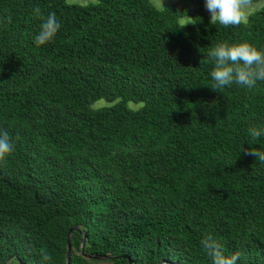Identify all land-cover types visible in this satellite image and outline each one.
I'll return each mask as SVG.
<instances>
[{
	"label": "trees",
	"instance_id": "1",
	"mask_svg": "<svg viewBox=\"0 0 264 264\" xmlns=\"http://www.w3.org/2000/svg\"><path fill=\"white\" fill-rule=\"evenodd\" d=\"M35 7L61 23L42 47ZM209 21L203 0H0V264H66L73 226L68 264H211L206 235L264 264V163L241 152L264 151V81L215 91L207 55L264 51V6Z\"/></svg>",
	"mask_w": 264,
	"mask_h": 264
},
{
	"label": "clouds",
	"instance_id": "2",
	"mask_svg": "<svg viewBox=\"0 0 264 264\" xmlns=\"http://www.w3.org/2000/svg\"><path fill=\"white\" fill-rule=\"evenodd\" d=\"M252 4L253 0H205L204 6L210 13V24L227 28L247 24L248 10ZM33 14L41 21L34 44L42 47L55 39L61 23L55 12H49L45 16L39 7H35ZM7 19L11 22L10 15ZM188 24H196L195 18L186 15L184 26ZM207 55L214 65L210 76L214 81L211 88L215 91L233 84L251 89L258 81H264V51L247 42L231 45L226 42L218 43L209 49ZM248 134L255 141L264 135V129L250 127ZM14 149L15 145L8 131L0 130V162H6ZM241 152L264 163V151L255 147L245 149L241 146ZM200 247L210 258L211 264H237L241 255L239 252L226 255L221 244L211 235H206L200 240ZM50 260V255L42 254L41 264Z\"/></svg>",
	"mask_w": 264,
	"mask_h": 264
},
{
	"label": "rangeland",
	"instance_id": "3",
	"mask_svg": "<svg viewBox=\"0 0 264 264\" xmlns=\"http://www.w3.org/2000/svg\"><path fill=\"white\" fill-rule=\"evenodd\" d=\"M149 1L156 8H162V7L168 6L169 4L173 3L175 0H162V4H161V0H149ZM90 2H92V0H66V3H68V4H79V5H85V4H88ZM204 4H205V0H203V10H204L205 14L207 15V17L210 19V13L206 10ZM263 6H264V0L253 2V4L250 6V8L248 10V15L259 10ZM178 23L181 25H184L185 24V18L179 19ZM101 103H104V102L98 101L96 104L99 105Z\"/></svg>",
	"mask_w": 264,
	"mask_h": 264
},
{
	"label": "water",
	"instance_id": "4",
	"mask_svg": "<svg viewBox=\"0 0 264 264\" xmlns=\"http://www.w3.org/2000/svg\"><path fill=\"white\" fill-rule=\"evenodd\" d=\"M75 229H76V227L73 226L72 229H70L68 231L67 236H66V251H65V262H66V264H68V262H69V253H70V251H69V248H70L69 233L71 230H75ZM81 242H83V241H81ZM87 257H90V256H87ZM128 264H130L129 260H128Z\"/></svg>",
	"mask_w": 264,
	"mask_h": 264
}]
</instances>
